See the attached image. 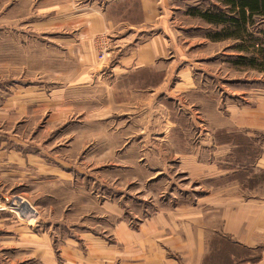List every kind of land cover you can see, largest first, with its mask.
I'll use <instances>...</instances> for the list:
<instances>
[{"label": "rangeland", "instance_id": "374dc122", "mask_svg": "<svg viewBox=\"0 0 264 264\" xmlns=\"http://www.w3.org/2000/svg\"><path fill=\"white\" fill-rule=\"evenodd\" d=\"M68 1L0 0V132L18 146L0 158V211L11 215L10 222L47 231L58 248L88 231L110 240L115 217L123 215L116 201L126 205V219L137 226L139 218L155 209L152 202L178 184L195 189L197 197L210 189L234 190L236 184L247 196L254 189L264 192V172L257 166L264 154V19L254 18L250 37L215 41L209 35L216 29L191 13L220 5L217 0H172L179 58L192 64L187 70L192 81L183 77L186 70L180 73L177 80L186 89L176 91L172 109L178 117L177 111H187L181 123L187 135L176 128L168 141L161 131L166 120L159 117L166 110L160 102L152 107L150 99L140 100L134 111L123 114L128 108L112 107L107 86L98 87L92 101L72 93V99L60 102L59 91L86 79L90 70L80 69L74 43L65 39L80 33L76 18H62ZM95 46L86 57L91 63L105 50ZM94 76L99 83L110 78ZM206 133L230 151L218 160L220 172L213 167L206 171L218 178L204 179L201 166H188L192 173L186 179L178 174L176 150L186 149L181 141L188 140V151L197 152L199 142L209 137ZM156 146L163 166L155 163ZM22 156L34 162V170L11 169L16 160L24 165ZM213 156L205 153L203 159ZM161 168L168 176L158 173ZM6 247L0 240V264H11L16 252ZM19 256L26 257L22 252Z\"/></svg>", "mask_w": 264, "mask_h": 264}, {"label": "crops", "instance_id": "0c3cea01", "mask_svg": "<svg viewBox=\"0 0 264 264\" xmlns=\"http://www.w3.org/2000/svg\"><path fill=\"white\" fill-rule=\"evenodd\" d=\"M63 6L62 18H76L75 25L80 28L77 36L66 34L65 39L74 43L80 69L90 70L83 75L86 79L70 83L59 91L60 102L72 99L68 97L72 93L77 97L84 95L82 101H92L98 96V87L107 86L112 107L128 108L123 114L134 111L140 100L150 99L152 107L160 102L159 107L166 110L159 118L162 123L166 120L161 131L167 133V140L176 128L185 135L187 126L181 123L188 113L182 109L183 112L177 111L178 117L172 109L176 91L183 90L184 93L186 89L182 87L186 83L177 79L192 64L179 58V27L175 24L172 0H72ZM92 45L108 50L109 57L97 60L94 56L92 63L88 61L86 57L92 56ZM94 75L110 78L101 83L98 79L93 82ZM185 75V79L192 81L190 71ZM174 118L177 120L172 121ZM215 130L221 132L224 129ZM206 135L209 137L199 142L197 152L188 151V140L181 141L186 149L176 150L178 174H184L186 179L191 178L192 173L188 166L193 170L201 166V176H205L210 167L219 171L218 160L230 151L229 146L219 145L209 133ZM16 148L12 137H3L0 132V158L3 152L6 151L8 156ZM219 152L221 155L218 156ZM205 153L214 155V160H204ZM154 155L158 159L157 165L166 163L160 159L162 153L157 146ZM22 158L24 165L16 160L10 163L11 169L34 170V162L26 156ZM263 160L264 154L257 163L262 172L264 165L260 162ZM162 169L158 173L168 176V170ZM209 176L203 178H218ZM237 185L234 190L228 187L210 189L197 197L194 196L195 189H184L178 184L173 190L162 192L157 202H152L155 209L145 217H138L137 226L126 219L129 214L126 205L120 206L116 201L114 203L123 215L115 217L110 240L88 231L79 239H65L58 248L47 231L36 232L32 225L10 222L11 215L0 211V240L6 243L7 249L11 248V252L16 251L11 253V264L25 261L27 264H264V192L254 189L247 196L248 191ZM20 252L26 257H20Z\"/></svg>", "mask_w": 264, "mask_h": 264}, {"label": "trees", "instance_id": "16d2710c", "mask_svg": "<svg viewBox=\"0 0 264 264\" xmlns=\"http://www.w3.org/2000/svg\"><path fill=\"white\" fill-rule=\"evenodd\" d=\"M217 2L220 5H213L212 8L202 11L192 10L191 13L216 29L215 33L209 35L215 41L250 37L249 29L255 23L254 18L264 19V0H217ZM253 60L250 58V62Z\"/></svg>", "mask_w": 264, "mask_h": 264}, {"label": "built area", "instance_id": "2783aa9c", "mask_svg": "<svg viewBox=\"0 0 264 264\" xmlns=\"http://www.w3.org/2000/svg\"><path fill=\"white\" fill-rule=\"evenodd\" d=\"M103 49V48H102ZM109 55H110V53H109V51L108 50H102L101 51V54H100V60H103V59H106L107 57H109ZM19 201V200H18ZM17 201V202H18ZM13 206H15L16 208H17V206L14 204Z\"/></svg>", "mask_w": 264, "mask_h": 264}, {"label": "bare ground", "instance_id": "6f19581e", "mask_svg": "<svg viewBox=\"0 0 264 264\" xmlns=\"http://www.w3.org/2000/svg\"><path fill=\"white\" fill-rule=\"evenodd\" d=\"M21 202L23 203V205H25V203H27V202H25L24 200H21ZM26 209V208H25Z\"/></svg>", "mask_w": 264, "mask_h": 264}]
</instances>
